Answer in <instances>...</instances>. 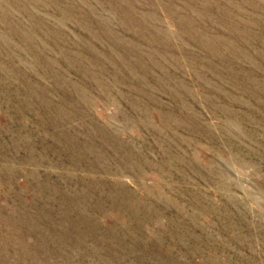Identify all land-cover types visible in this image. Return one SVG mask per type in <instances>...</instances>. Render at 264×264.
I'll list each match as a JSON object with an SVG mask.
<instances>
[{
    "label": "rangeland",
    "instance_id": "1",
    "mask_svg": "<svg viewBox=\"0 0 264 264\" xmlns=\"http://www.w3.org/2000/svg\"><path fill=\"white\" fill-rule=\"evenodd\" d=\"M0 264H264V0H0Z\"/></svg>",
    "mask_w": 264,
    "mask_h": 264
}]
</instances>
